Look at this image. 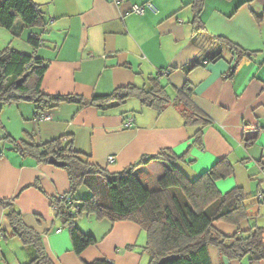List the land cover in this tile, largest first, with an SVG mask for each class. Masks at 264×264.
I'll list each match as a JSON object with an SVG mask.
<instances>
[{
	"label": "crops",
	"instance_id": "crops-1",
	"mask_svg": "<svg viewBox=\"0 0 264 264\" xmlns=\"http://www.w3.org/2000/svg\"><path fill=\"white\" fill-rule=\"evenodd\" d=\"M34 1L43 5L45 24L27 27L18 21L15 32L0 27V50L10 46L44 58L49 67L43 91L78 95L86 103L62 102L49 111L47 120H37L33 102L6 104L0 137L8 133L19 139L31 134L36 141L46 142L69 135L91 162L113 172L163 149L184 157L177 163L191 178L227 158L235 171L218 180L217 186L227 192L240 185L255 195L250 199V219L242 223L249 225L264 198V34L252 38L255 29L252 32L233 20L246 12L249 21L260 22L262 32L264 0H206L202 14L206 30L198 33L192 22L193 0ZM135 5L145 6L144 12H136ZM212 19L216 22L211 28ZM33 33L41 36L37 48L28 42ZM215 35L230 38L245 49V55L236 60L235 51L214 40ZM190 65L192 69L186 70ZM151 77L167 85L172 98L185 85L193 89L195 102L212 119L204 129L202 146L194 142L196 128L185 124L180 109L172 103L162 112L143 106L136 97L113 107L92 104L95 96L129 84L148 85ZM128 118H133L131 126H126ZM12 119L18 126L10 124ZM2 144L0 198L20 211L24 223L40 235L54 264H87L97 258L114 264H148L142 226L131 220L99 219L94 214L81 215L76 223L94 235L97 243L76 254L70 232L62 227L51 202L52 197L71 190L66 170ZM167 166L153 160L136 172L149 189L157 190ZM247 171L249 181L238 177V172ZM89 194L86 186L76 193L81 198ZM7 213L0 205V264H29L37 249L14 233ZM209 252L212 264H252L249 256L229 259L215 247Z\"/></svg>",
	"mask_w": 264,
	"mask_h": 264
},
{
	"label": "trees",
	"instance_id": "trees-1",
	"mask_svg": "<svg viewBox=\"0 0 264 264\" xmlns=\"http://www.w3.org/2000/svg\"><path fill=\"white\" fill-rule=\"evenodd\" d=\"M206 0H193L194 32L206 30L202 14ZM32 27L45 24L43 5L34 0H0V27L15 32L16 23ZM214 40L235 51L237 59L245 55V49L223 35ZM28 42L37 48L40 34L33 33ZM217 56H215L216 58ZM49 63L35 53L27 54L10 46L0 50V127H3L1 112L6 104L30 101L36 105V118L40 112H49L62 102L85 104L84 98L74 94H48L42 89V82ZM193 65L186 66L191 70ZM21 81V83H19ZM136 97L141 104L162 112L169 104L177 106L187 126L196 128L193 138L203 145L204 129L212 119L197 105L193 89L185 85L172 98L167 85L157 77L150 78V84L120 86L113 92L95 96L92 104L113 107ZM11 145L22 156L37 161H48L50 157L63 161V168L69 176L71 190L61 197H52L56 216L63 228L70 232L76 254L97 239L83 232L76 223L79 216L94 214L97 218H108L112 222L131 220L138 223L147 234L145 250L149 254L148 264H212L210 247L229 259L249 256L252 264L264 260V226L250 224L242 230L241 224L250 219V199L244 186L236 185L227 192H221L217 181L225 179L235 171L232 162L223 158L213 167L196 178H191L178 165L184 158L170 149H163L153 156L140 160L122 170L110 171L91 162L89 156L75 148L74 139L61 135L46 142H38L29 134L28 138H15L5 133L0 143ZM4 154L0 148V157ZM153 160L168 164L158 181V189H149L136 170ZM264 170V163L262 164ZM35 186H39L36 182ZM90 190L87 197H77L80 187ZM260 202V201H259ZM0 205L8 209V219L14 233L26 244L37 249L36 257L29 264H54L45 251L40 235L27 226L20 211L8 201L0 198ZM225 221L237 225L239 230L227 235L216 228L215 223ZM87 264H114L106 258H97Z\"/></svg>",
	"mask_w": 264,
	"mask_h": 264
},
{
	"label": "rangeland",
	"instance_id": "rangeland-1",
	"mask_svg": "<svg viewBox=\"0 0 264 264\" xmlns=\"http://www.w3.org/2000/svg\"><path fill=\"white\" fill-rule=\"evenodd\" d=\"M255 1H257V0H251L250 1V3H253V2H255ZM248 6H246V8H247ZM261 12V11H260ZM263 12V11H262ZM245 13L246 12H240V14H238V16H236L235 18H234V24H236V25H238V26H240L241 25V27H243V28H247V29H249L250 28V30L252 31V29H255L254 31V33H250V35H251V37L253 38V37H255L256 38V36L257 37H259V35L260 34H262V36H263V34H264V22H262L261 24V26H263V31L262 32H260V22H258L257 20H253L252 21V19H250L251 21H249L248 20V18L246 17V15H245ZM259 14H261V13H259ZM215 22H216V20L214 21L213 19L210 21V27L212 28V26H214L215 25ZM227 25V24H226ZM237 26V27H238ZM3 29V28H2ZM3 31H5V30H3ZM253 32V31H252ZM132 101V100H131ZM10 124L12 125V126H15V125H17L18 126V121H16V119H12L11 121H10ZM2 143H4V142H2ZM0 144V148L1 147H3V144ZM252 169V168H251ZM257 171V170H256ZM249 172L250 171H247V172H243V173H240V172H238L239 173V175H238V177L241 179V178H243L245 181H249ZM235 176V175H234ZM263 185H264V183H263ZM84 187V186H83ZM262 191H263V194H264V186L262 187V189H261ZM256 193V192H255ZM254 197H255V195H254ZM258 204V203H257ZM82 216H85V215H82ZM81 216V217H82ZM80 217H78V219H79ZM85 219H87V218H85ZM247 223V222H246ZM258 224V225H260L261 226V224H264V198L261 200V203H260V210H258L256 213H255V216H253L252 217V219H251V221H250V224ZM249 224V225H250ZM249 225H248V223H247V225L244 227V225H242L241 224V229L242 230H245L246 228H249ZM215 226H216V228L217 229H219L220 231H222L223 233H225V234H227V235H232V234H234V233H236L238 230H239V227L237 226V225H234V224H231V223H227V222H225V221H218V222H216L215 223ZM230 226H232V227H234V230H232V227H230ZM232 230V231H231ZM144 237H145V239L147 240V234H146V231L144 230ZM146 240H143V241H146ZM144 252L147 254L148 252L145 250V247H144ZM148 256H149V254H147Z\"/></svg>",
	"mask_w": 264,
	"mask_h": 264
},
{
	"label": "built area",
	"instance_id": "built-area-1",
	"mask_svg": "<svg viewBox=\"0 0 264 264\" xmlns=\"http://www.w3.org/2000/svg\"><path fill=\"white\" fill-rule=\"evenodd\" d=\"M152 10H156L155 6L153 4H150L148 5ZM144 8L145 6L143 5H135L134 6V10L136 12H139V13H143L144 12ZM51 115L49 114V112H40L38 114V117H37V120H47V119H50ZM133 124V118H128L127 119V122H126V126H131ZM109 160L110 162H113L114 161V157L113 156H110L109 157Z\"/></svg>",
	"mask_w": 264,
	"mask_h": 264
},
{
	"label": "water",
	"instance_id": "water-1",
	"mask_svg": "<svg viewBox=\"0 0 264 264\" xmlns=\"http://www.w3.org/2000/svg\"><path fill=\"white\" fill-rule=\"evenodd\" d=\"M19 83H21V81H19ZM49 163L54 164V165L59 166V167H63L65 165V163L63 161H60V160L56 159L55 157H50Z\"/></svg>",
	"mask_w": 264,
	"mask_h": 264
}]
</instances>
